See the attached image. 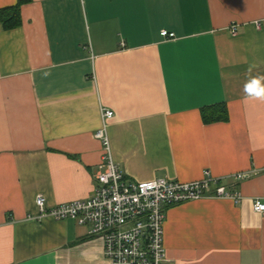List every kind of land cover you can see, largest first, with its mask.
Wrapping results in <instances>:
<instances>
[{"label":"crops","instance_id":"obj_1","mask_svg":"<svg viewBox=\"0 0 264 264\" xmlns=\"http://www.w3.org/2000/svg\"><path fill=\"white\" fill-rule=\"evenodd\" d=\"M19 15L0 22V264H107L87 226L35 204L90 196L100 130L129 180L208 171L241 194L168 208L165 264H264V0H28ZM214 105L227 120L204 123Z\"/></svg>","mask_w":264,"mask_h":264},{"label":"built area","instance_id":"obj_2","mask_svg":"<svg viewBox=\"0 0 264 264\" xmlns=\"http://www.w3.org/2000/svg\"><path fill=\"white\" fill-rule=\"evenodd\" d=\"M230 30L235 33L236 26L232 25ZM161 35L174 37L167 31ZM112 115L102 111V121ZM95 138L102 143V157L90 196L47 209L44 197L38 195L35 204L38 218L71 219L87 226L89 235L101 240L107 264H165L164 223L166 211L172 206L207 197L241 201L239 192L229 189L224 179L214 178L208 171L201 180L191 183L166 178L129 180L115 164L104 130L98 131ZM244 178L241 173L230 177L233 186ZM252 207L255 212L264 213L261 200H254Z\"/></svg>","mask_w":264,"mask_h":264},{"label":"trees","instance_id":"obj_3","mask_svg":"<svg viewBox=\"0 0 264 264\" xmlns=\"http://www.w3.org/2000/svg\"><path fill=\"white\" fill-rule=\"evenodd\" d=\"M28 0H17L13 7L0 10V22L5 29L17 27L20 24L19 8ZM204 123L221 122L227 120V110L224 105H214L200 110Z\"/></svg>","mask_w":264,"mask_h":264}]
</instances>
